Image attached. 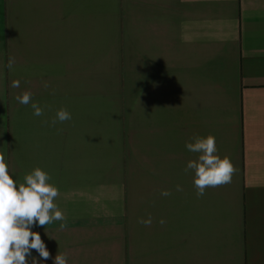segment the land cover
I'll return each instance as SVG.
<instances>
[{
	"label": "crops",
	"instance_id": "crops-1",
	"mask_svg": "<svg viewBox=\"0 0 264 264\" xmlns=\"http://www.w3.org/2000/svg\"><path fill=\"white\" fill-rule=\"evenodd\" d=\"M208 134L237 172L198 198ZM0 153L59 189L41 264H264V0H0Z\"/></svg>",
	"mask_w": 264,
	"mask_h": 264
},
{
	"label": "clouds",
	"instance_id": "clouds-1",
	"mask_svg": "<svg viewBox=\"0 0 264 264\" xmlns=\"http://www.w3.org/2000/svg\"><path fill=\"white\" fill-rule=\"evenodd\" d=\"M15 59L10 57L8 68L13 70ZM11 87L19 88L20 81H12ZM47 88L48 84L45 83ZM32 92L25 90L15 95L16 101L22 105H31L35 116H43L44 109L32 102ZM71 113L66 108L56 111L55 117L43 124L55 126L57 122L63 123L71 120ZM193 142H186L188 151L197 154L196 159L189 160L184 169L185 173L191 171L193 185L197 197H203L208 188H216L232 182L237 172L236 166L228 156L221 158L217 153L216 138L212 134L206 137L194 136ZM52 177L40 167H35L23 177V181L14 180L10 175L9 165L3 153H0V264H28L31 257L32 264H41V260L51 258V253L39 232L32 228L36 225L46 227L60 221V228L66 227V216L55 203L60 196L59 189L51 183ZM176 191H183L176 185ZM171 190L162 189L161 196H170ZM138 223L151 226L152 217L139 219ZM159 223L163 225L164 219ZM35 250L40 259L32 257ZM69 257L66 252L56 254L53 264H68Z\"/></svg>",
	"mask_w": 264,
	"mask_h": 264
}]
</instances>
